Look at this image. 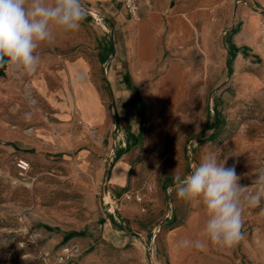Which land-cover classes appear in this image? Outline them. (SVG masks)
Here are the masks:
<instances>
[{
    "label": "rangeland",
    "instance_id": "1",
    "mask_svg": "<svg viewBox=\"0 0 264 264\" xmlns=\"http://www.w3.org/2000/svg\"><path fill=\"white\" fill-rule=\"evenodd\" d=\"M226 1L229 4L211 18V23L223 20L213 40L228 58L221 79L208 90L213 96L202 117L208 123L186 136L180 155L174 150L155 155L141 134L122 186L110 183L112 169L106 180L105 173L139 121L135 113L140 107L133 100L116 96V127L105 137L87 127L77 112L63 118L39 93L36 78L40 71L47 72L43 62L48 53L41 54L35 74L9 68L0 77V264H150V254L155 260L158 252L165 256L164 233L177 223L173 213L189 210V202L176 195L174 177L187 176L208 151L227 159V167L235 165L241 185L255 187L264 169V0ZM93 23L96 28L91 26L94 31L77 50L93 46L97 57L111 32ZM229 43L238 47L231 63ZM59 45L42 47L50 56H66L59 53ZM102 55L106 59L109 52ZM46 81L49 88H58L52 79ZM164 94L168 96L167 89ZM66 98L57 94L56 101ZM85 143L101 145L99 171L93 161L85 169L80 157ZM21 158L30 162L27 172L17 167ZM87 177L93 184L89 189ZM243 220L244 238L230 249L218 248L238 264H264V201L256 208L245 207ZM72 231L85 235L64 240ZM169 241L179 261L178 238L170 234Z\"/></svg>",
    "mask_w": 264,
    "mask_h": 264
},
{
    "label": "crops",
    "instance_id": "2",
    "mask_svg": "<svg viewBox=\"0 0 264 264\" xmlns=\"http://www.w3.org/2000/svg\"><path fill=\"white\" fill-rule=\"evenodd\" d=\"M143 1L140 19H133L114 2L83 0L84 5L98 9L103 18L97 23L108 27V32H111L107 46L104 45L100 53L109 52L106 59L104 55L99 56V50L96 57L93 46L83 45L81 50H77L81 47L78 44L94 31L91 26L96 28L93 19L87 17L79 31L58 32L51 43L60 44L62 50L59 53L66 56H50V52L42 47L47 43L39 49L40 55H49L43 62L47 65V72L40 71L36 88L53 108L61 111L63 118L70 119L77 112L87 127H95L107 137L116 127V96L125 95L140 107L135 113L139 121L128 133L125 147H119L114 154L115 159L110 155L113 162L106 173L112 169L110 183L114 186H122L126 182L131 152L138 145L141 134H146L145 146L155 151V155L166 154L167 150L180 155L186 136L206 126L208 118L202 121L203 109L208 107V99L213 96H208V90L221 79L228 58L222 45L215 44L213 40L219 37L215 31H222L223 20L218 17L211 23V18H215L218 9L227 6L228 1ZM47 77L58 88H49ZM221 83L222 80L217 86ZM164 89L168 90L167 97ZM57 94L67 95L66 100L56 101ZM130 133L137 134V139ZM131 136L133 144H130ZM110 142L109 139V146ZM85 144L80 155L85 169L89 170L93 161L99 171L103 161L100 158L101 145ZM85 185L88 189L93 186L88 177ZM173 218L177 223L168 228L163 237L162 248L166 255L158 252L159 257L155 260L150 254L152 264H238L210 242L203 249L180 248L181 258L177 261L169 235L174 234L178 240L200 238L206 216L202 204L189 202V210L182 215L175 212ZM161 227L156 228V232Z\"/></svg>",
    "mask_w": 264,
    "mask_h": 264
},
{
    "label": "clouds",
    "instance_id": "3",
    "mask_svg": "<svg viewBox=\"0 0 264 264\" xmlns=\"http://www.w3.org/2000/svg\"><path fill=\"white\" fill-rule=\"evenodd\" d=\"M86 16L83 0H0V69L35 74L42 62L41 45H50L58 32L79 31ZM226 164L227 159L208 151L187 176L174 177L177 197L199 202L206 216L201 237L181 238L177 248L203 249L210 242L230 249L244 238L245 207L256 208L264 201V169L250 187L240 184L235 165Z\"/></svg>",
    "mask_w": 264,
    "mask_h": 264
},
{
    "label": "built area",
    "instance_id": "4",
    "mask_svg": "<svg viewBox=\"0 0 264 264\" xmlns=\"http://www.w3.org/2000/svg\"><path fill=\"white\" fill-rule=\"evenodd\" d=\"M111 1L116 4L121 5L133 19H140L141 10L144 4L143 0H106ZM85 6V5H84ZM87 9V15L90 16L94 21L99 22L102 20L103 16L100 14L98 9L95 6H85ZM17 167L21 172H27L30 170L31 165L30 162L24 158H21L17 161ZM150 264L152 261L150 259Z\"/></svg>",
    "mask_w": 264,
    "mask_h": 264
},
{
    "label": "trees",
    "instance_id": "5",
    "mask_svg": "<svg viewBox=\"0 0 264 264\" xmlns=\"http://www.w3.org/2000/svg\"><path fill=\"white\" fill-rule=\"evenodd\" d=\"M230 41V40H229ZM229 59H228V63H231L232 59L235 57L236 53L238 52V47L236 46V44L234 43H229ZM112 221L115 224V220L114 218L110 215ZM85 235L84 231H72L66 234L65 239L64 240H68L73 236H83Z\"/></svg>",
    "mask_w": 264,
    "mask_h": 264
},
{
    "label": "water",
    "instance_id": "6",
    "mask_svg": "<svg viewBox=\"0 0 264 264\" xmlns=\"http://www.w3.org/2000/svg\"><path fill=\"white\" fill-rule=\"evenodd\" d=\"M6 76V72L2 69H0V77H5ZM107 178V173L105 174V180Z\"/></svg>",
    "mask_w": 264,
    "mask_h": 264
},
{
    "label": "bare ground",
    "instance_id": "7",
    "mask_svg": "<svg viewBox=\"0 0 264 264\" xmlns=\"http://www.w3.org/2000/svg\"><path fill=\"white\" fill-rule=\"evenodd\" d=\"M169 105V104H168ZM160 141V140H159Z\"/></svg>",
    "mask_w": 264,
    "mask_h": 264
}]
</instances>
